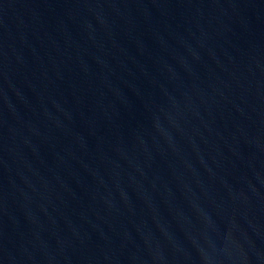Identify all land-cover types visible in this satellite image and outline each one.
Returning <instances> with one entry per match:
<instances>
[{
    "label": "water",
    "instance_id": "95a60500",
    "mask_svg": "<svg viewBox=\"0 0 264 264\" xmlns=\"http://www.w3.org/2000/svg\"><path fill=\"white\" fill-rule=\"evenodd\" d=\"M0 264H264V0L1 192Z\"/></svg>",
    "mask_w": 264,
    "mask_h": 264
}]
</instances>
